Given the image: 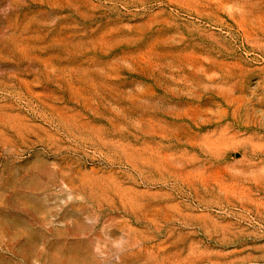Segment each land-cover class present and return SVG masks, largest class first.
Returning a JSON list of instances; mask_svg holds the SVG:
<instances>
[{"label":"rangeland","instance_id":"374dc122","mask_svg":"<svg viewBox=\"0 0 264 264\" xmlns=\"http://www.w3.org/2000/svg\"><path fill=\"white\" fill-rule=\"evenodd\" d=\"M0 264H264V0H0Z\"/></svg>","mask_w":264,"mask_h":264}]
</instances>
